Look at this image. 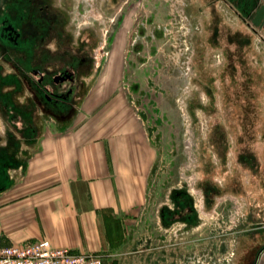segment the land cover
Masks as SVG:
<instances>
[{
  "label": "rangeland",
  "instance_id": "rangeland-1",
  "mask_svg": "<svg viewBox=\"0 0 264 264\" xmlns=\"http://www.w3.org/2000/svg\"><path fill=\"white\" fill-rule=\"evenodd\" d=\"M187 3L191 5L185 8V18L181 9ZM198 3L132 0L136 21L145 24L138 27L130 18L134 16L126 6L130 3L124 4V19L117 22L113 0L93 2L106 14L102 24L94 21L90 26L95 27V35L89 34L94 38L89 46L94 64L72 118L112 123L119 116L135 117L154 147L147 217L139 223L138 232L131 234L136 256L143 264H165L166 260L181 264L184 253L192 258L194 253H202L204 246H211L212 264H224L225 260L235 264L245 245L256 244L239 225L241 197L225 188L214 192L212 184L223 180L228 167L236 178H247L238 163L247 141L259 157L264 156V44L255 36L243 50L221 41L213 43L212 26L216 23L208 10L198 12ZM159 25L168 29L160 31ZM163 30L167 36L161 35ZM185 39L189 50L183 61L178 54L180 41ZM226 49L246 57L227 60ZM247 132L246 140L242 135ZM180 184L190 189L201 215L198 230L184 236L178 234L180 223L165 231L159 218L169 189ZM202 200L206 201L204 211ZM256 249L250 250L247 264L255 263ZM95 254L106 264H114L113 255Z\"/></svg>",
  "mask_w": 264,
  "mask_h": 264
},
{
  "label": "flooded vegetation",
  "instance_id": "flooded-vegetation-1",
  "mask_svg": "<svg viewBox=\"0 0 264 264\" xmlns=\"http://www.w3.org/2000/svg\"><path fill=\"white\" fill-rule=\"evenodd\" d=\"M95 1L98 2L0 0V187L7 180L10 170L21 166L35 149L36 140L43 132L64 127L71 121L74 107L81 98L89 70L94 64V56L89 51L94 38L90 39L89 34L95 35V27L90 26L95 25L94 21L102 24L105 19L106 11L94 7ZM198 2V12H202L203 8L208 10L212 14V22L216 23L212 26L213 43L221 41L230 46H241L243 50L251 36H255L264 44V0ZM113 3L117 22L123 17L124 4L130 3L126 6L134 14L132 0H113ZM189 5L187 3L181 9L185 18V8ZM92 8L101 13L99 19L90 14ZM134 16H130L134 24L145 26L142 21L138 23L137 16ZM148 18L145 14V21ZM189 24L192 25L191 22ZM157 27L159 30L168 29L166 26L161 28V25ZM193 28L200 30L198 24H193ZM164 33L167 36L164 30L161 35ZM180 44L182 47L178 55L184 61L189 48L186 39ZM224 55L227 60L241 57L242 61L246 57L244 53L229 52L228 49ZM248 134L242 137L247 140ZM238 163L247 178H236L228 167L223 180L212 184V190L225 188L230 194L241 197L239 201L243 204L239 225L253 241L256 240V244L250 242L251 245H245L240 259L247 264L250 250L257 247L254 264H264V156L259 157L247 141L238 156ZM166 199L167 202L160 206L159 214L165 231L174 223L181 224L178 228L180 236L198 230L201 224L199 204L186 185L171 187ZM214 203L212 197V207ZM201 206L204 211L206 201L202 200ZM203 250L202 253H194L192 258L184 253L183 263H180L212 264L211 246H204ZM224 264L231 263L225 260Z\"/></svg>",
  "mask_w": 264,
  "mask_h": 264
},
{
  "label": "crops",
  "instance_id": "crops-1",
  "mask_svg": "<svg viewBox=\"0 0 264 264\" xmlns=\"http://www.w3.org/2000/svg\"><path fill=\"white\" fill-rule=\"evenodd\" d=\"M155 157L135 117H78L48 129L0 187V248L47 239L113 255L114 264H143L131 234L147 217Z\"/></svg>",
  "mask_w": 264,
  "mask_h": 264
},
{
  "label": "built area",
  "instance_id": "built-area-1",
  "mask_svg": "<svg viewBox=\"0 0 264 264\" xmlns=\"http://www.w3.org/2000/svg\"><path fill=\"white\" fill-rule=\"evenodd\" d=\"M0 264H106L93 252H74L66 247H53L49 240L39 239L0 248Z\"/></svg>",
  "mask_w": 264,
  "mask_h": 264
},
{
  "label": "bare ground",
  "instance_id": "bare-ground-1",
  "mask_svg": "<svg viewBox=\"0 0 264 264\" xmlns=\"http://www.w3.org/2000/svg\"><path fill=\"white\" fill-rule=\"evenodd\" d=\"M92 13H93V16L95 17V18H100L101 17V14L99 13V12H95V11H91Z\"/></svg>",
  "mask_w": 264,
  "mask_h": 264
},
{
  "label": "water",
  "instance_id": "water-1",
  "mask_svg": "<svg viewBox=\"0 0 264 264\" xmlns=\"http://www.w3.org/2000/svg\"><path fill=\"white\" fill-rule=\"evenodd\" d=\"M264 8V7H263Z\"/></svg>",
  "mask_w": 264,
  "mask_h": 264
}]
</instances>
